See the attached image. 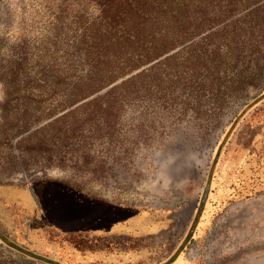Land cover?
<instances>
[{
  "label": "rangeland",
  "instance_id": "1",
  "mask_svg": "<svg viewBox=\"0 0 264 264\" xmlns=\"http://www.w3.org/2000/svg\"><path fill=\"white\" fill-rule=\"evenodd\" d=\"M102 2L0 0V264H264V0H206L149 62L89 48Z\"/></svg>",
  "mask_w": 264,
  "mask_h": 264
},
{
  "label": "trees",
  "instance_id": "2",
  "mask_svg": "<svg viewBox=\"0 0 264 264\" xmlns=\"http://www.w3.org/2000/svg\"><path fill=\"white\" fill-rule=\"evenodd\" d=\"M102 4L104 28L97 35H94L93 27L90 28L89 36L93 40L90 41L89 48L91 50L93 47L96 48L100 57L105 58L111 46L114 47V44L125 41L123 36L132 37V34L137 47L141 44L148 45L147 61L149 62L175 47L178 33H185L187 24L193 23L195 14L201 12L206 0H103ZM113 28H117V32L121 35V39L117 35L114 42L111 41ZM168 36L172 40H168ZM137 63L141 64L142 61ZM215 157L217 159V156ZM56 196L66 200L64 192L59 188ZM73 199L74 212L85 216L79 219L74 216L72 220L74 224L79 223L78 225L84 226V223H87L86 225L92 223L97 226L96 228L105 231H114L119 226H123L130 233L139 229L131 228V222L127 221L137 215L132 209L120 208L97 199L88 201L76 195ZM56 203L58 205V200ZM65 204L64 211L71 209L70 207L67 209V203ZM103 207L113 212L102 217L99 212ZM61 212L63 211L57 209L59 215Z\"/></svg>",
  "mask_w": 264,
  "mask_h": 264
},
{
  "label": "water",
  "instance_id": "3",
  "mask_svg": "<svg viewBox=\"0 0 264 264\" xmlns=\"http://www.w3.org/2000/svg\"><path fill=\"white\" fill-rule=\"evenodd\" d=\"M31 190V189H30ZM208 190H209V183H206L204 188H203V192H202V196L200 198V200L203 202L205 201L207 194H208Z\"/></svg>",
  "mask_w": 264,
  "mask_h": 264
},
{
  "label": "flooded vegetation",
  "instance_id": "4",
  "mask_svg": "<svg viewBox=\"0 0 264 264\" xmlns=\"http://www.w3.org/2000/svg\"><path fill=\"white\" fill-rule=\"evenodd\" d=\"M31 189V190H30ZM40 188H38V191H39V194H41V192H40ZM29 191H30V193H31V195L34 197L35 195H34V192H33V189H32V187H29ZM43 193H45V191H43ZM42 197H44L43 195H41ZM54 206V205H53Z\"/></svg>",
  "mask_w": 264,
  "mask_h": 264
}]
</instances>
